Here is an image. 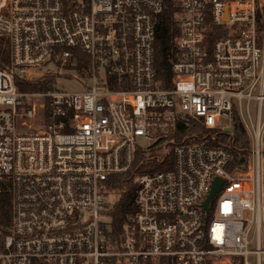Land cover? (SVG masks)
<instances>
[{
	"label": "built area",
	"instance_id": "2783aa9c",
	"mask_svg": "<svg viewBox=\"0 0 264 264\" xmlns=\"http://www.w3.org/2000/svg\"><path fill=\"white\" fill-rule=\"evenodd\" d=\"M174 5L163 88L155 30L164 0H7L0 190L11 223L0 264H264V0ZM49 66L74 73L83 90L55 89ZM46 76L54 81L42 90L15 83ZM235 112L250 139L247 166L195 134L175 140L185 117L227 132ZM136 153L157 164L170 156L172 166L139 172ZM215 179L223 183L206 211ZM130 191L114 225L105 198Z\"/></svg>",
	"mask_w": 264,
	"mask_h": 264
},
{
	"label": "trees",
	"instance_id": "16d2710c",
	"mask_svg": "<svg viewBox=\"0 0 264 264\" xmlns=\"http://www.w3.org/2000/svg\"><path fill=\"white\" fill-rule=\"evenodd\" d=\"M64 3L69 4L77 0H63ZM176 10L174 0H164V10L161 15L158 16L155 30V68L157 77L162 81L163 88H170L172 83V58L174 53V34L172 33V15ZM1 56V68H6L8 64V52L7 47L0 49ZM79 62H85L87 67V61L85 58L79 57ZM54 79L46 76L41 79L25 81L19 78H15V83L21 90H42L46 89ZM232 131L218 132L213 129H206L197 120L193 118H183L178 122L176 142H179L181 138L185 136L196 135L192 138L193 142H202L207 146L224 147L230 150L232 154L233 167L242 168L247 166L249 162V148L250 139L248 133L241 122L239 114L234 113L232 121ZM143 153H136V160L134 166H140L139 172H154L170 169L172 166L171 157H167L164 164H157L155 161H144ZM144 161V162H143ZM142 162V163H141ZM132 199V192H128L123 198L119 199L116 206L111 209V217L113 224L118 225L119 220L124 217L128 210ZM11 223V196L9 191L3 189L0 190V234L3 236L5 230Z\"/></svg>",
	"mask_w": 264,
	"mask_h": 264
},
{
	"label": "rangeland",
	"instance_id": "374dc122",
	"mask_svg": "<svg viewBox=\"0 0 264 264\" xmlns=\"http://www.w3.org/2000/svg\"><path fill=\"white\" fill-rule=\"evenodd\" d=\"M6 4H7V0H0V12H2ZM47 70H50L51 72L54 73V75H56V77L54 78L55 79L54 81L55 89L66 91V92H77V91L83 90V88L80 86V84L77 81L68 78V76H74V73L68 72L67 70H65L66 75L62 76L63 74L62 70L59 71L53 66L47 67ZM254 106H255V103L251 102L250 111H251L252 116H254V113H253ZM217 125H221V129H223L226 127L227 123L224 120L219 119L217 120ZM141 143H142V146H146L148 144V142L144 139L141 141ZM118 201H119V197L115 195H109V196H106L105 198V202L109 204L108 208L110 210L116 206Z\"/></svg>",
	"mask_w": 264,
	"mask_h": 264
},
{
	"label": "water",
	"instance_id": "95a60500",
	"mask_svg": "<svg viewBox=\"0 0 264 264\" xmlns=\"http://www.w3.org/2000/svg\"><path fill=\"white\" fill-rule=\"evenodd\" d=\"M226 131L227 132H231L232 131V128L229 127V128L226 129ZM222 183H223V181L220 180V179H215L213 181L210 194H209L207 200L204 203V208L206 209V211L209 210V204L211 203L212 198L214 197V195L220 191Z\"/></svg>",
	"mask_w": 264,
	"mask_h": 264
}]
</instances>
